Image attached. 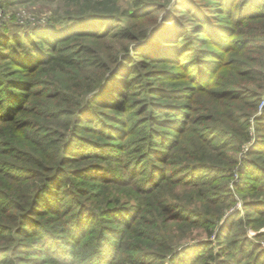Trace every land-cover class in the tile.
Here are the masks:
<instances>
[{
  "label": "trees",
  "instance_id": "1",
  "mask_svg": "<svg viewBox=\"0 0 264 264\" xmlns=\"http://www.w3.org/2000/svg\"><path fill=\"white\" fill-rule=\"evenodd\" d=\"M30 1L42 0H0V7ZM242 1L240 14L236 17L230 15L227 19H220L221 22L216 28L206 25L207 15L210 12L200 8L199 5L194 7L197 23L207 26L209 30L214 28L212 33L217 36L214 37V43L221 48L233 38L239 23L238 18H264V0ZM212 2L214 4L204 5L207 9L214 7L213 12L219 14L218 17L229 14L230 8L239 7L237 0H212ZM132 4L128 17L140 20L148 15V12L144 11L147 6H143L142 1L136 0ZM184 4L186 2L179 7L188 9V4L183 6ZM120 8H110L108 13L92 11V13H81L82 16L52 17L49 22L39 25L31 33L12 37L7 34L0 35V264H84L85 259L90 260V263L96 260V262L101 261V264H110L116 263L119 256L126 257V260L129 259L133 264H233L234 262V264H264L263 254L257 255V251H250L249 247H253L252 243L238 244L236 241H231V247L223 245L224 241L221 239L228 238L232 234L229 233L228 225L231 223L233 226L237 225L235 214L230 215L226 223L220 227L219 223L225 214L224 211L216 213L218 216L216 220L205 218L197 211L185 213L178 209L180 205L175 203L172 195L162 193L163 182L169 180L170 176H167L166 171L161 169L163 166L156 162L165 164L175 154L178 141L190 129L191 121L195 118L193 114L188 116L183 112L185 122L182 125L177 120H171L177 116L176 113L180 109L170 108L165 104L156 109L159 102L153 100H158L162 92L160 89H154L153 93L145 95L148 101L146 108H149L153 114L150 119L143 121L141 128L131 130L136 121L130 126L128 123L103 124L97 128L80 123L81 116L94 112L99 105L120 113L132 112L136 108L126 101L141 95L133 90L136 83L132 81L133 72H136L133 71L135 66L144 62L141 59L132 61L129 57H125L124 52H129L128 44H124L122 49L116 51L120 52L119 55H108L113 60V64L108 65L107 71L114 68L118 62L121 63L120 67L113 72L115 75L110 77L103 90L98 95H92L93 98L86 105V111L80 110L82 115L76 120L74 128L69 127V130L59 131L58 133L61 134L59 143H52L44 137L43 126L46 124L39 116L45 112L58 114L60 112L58 109H64L63 104L70 102L67 98L75 101L79 98L83 100V97L95 91L100 85L104 70L95 72L94 68H99L101 58L104 56H99L101 58L97 63H89L85 52L90 47H85V42L89 40L96 43L110 37L113 27L119 21L124 22L118 15ZM81 19L84 21L78 22ZM128 20L127 18L126 25L130 24ZM133 28L136 30L127 38L133 43L142 41L140 52L147 57H165L175 61L185 60L188 56L197 60V49H193L192 53L174 51L164 54L162 51L165 48L172 46L174 47L172 49H179L178 45L182 44L167 30L161 33L163 35L161 41L158 37L155 38L156 33L146 41L148 34L143 26L136 25ZM254 40L258 41V37L255 36ZM192 44L189 43V46ZM196 63L200 65V68L197 67L200 74L194 78H198V82L203 79L205 81L203 87H205L212 81L206 84V79L212 71L211 60L203 57ZM83 72H86L85 76L82 75ZM57 73L72 75L73 79L79 80L72 86L71 95L65 92L59 80L54 79ZM193 74L195 76V72ZM195 90L197 91V88L190 84L184 93L185 98L189 100ZM168 93L172 95L175 92ZM231 93V89L223 91L222 94L212 93L210 102L214 109L222 104V98H232ZM62 95L67 97L64 98ZM57 99L58 105L54 103ZM69 109L70 107L65 109L63 116L67 115ZM160 111L164 117L157 114ZM111 117L117 120L115 115ZM85 118L88 122L94 123L99 120L92 116ZM201 120L203 117L199 122ZM243 120L241 122H244ZM205 128L203 127L202 130ZM90 129L107 134L113 140L118 138L120 145L117 146V155L106 154L109 149L99 153L97 151L99 149L96 150L97 147H94L97 143L84 135L90 132ZM134 134V137H130ZM216 137L217 135H208L204 131L192 144L197 149L198 146L202 148L206 142L208 144L216 142ZM249 139L248 133L242 143ZM261 146L264 148L263 144ZM167 149L171 151L166 152ZM121 152L127 156V161L119 165L112 164L110 160H118ZM152 156L156 162L144 165L143 172L149 171L150 174L144 179L147 173H143L144 177H140L142 171L139 167L143 165L135 159L147 160ZM88 160H90L88 163L82 164ZM197 160L199 162L193 164L187 162L176 169L178 173L174 179L178 183L177 186L203 188L218 178L227 180L225 176L227 170L221 162ZM69 164L74 166L73 169H68ZM253 166L262 171L258 165ZM199 168H204L203 171L210 174L196 177L195 174L199 173L197 171L201 170H198ZM68 170H72L71 173ZM185 172H191L190 179L177 178ZM65 174L67 176L63 177ZM126 176L127 179L132 177L129 181L135 180L137 184L138 202L131 207L133 208L131 222L123 221L124 228L117 230L107 226L112 216H118L119 213L115 212H120L119 208L122 205L102 208L95 215L87 216L84 214L86 208L83 209L81 206L83 204L73 200L74 193H78L82 178L100 180L108 184L110 186L108 188L113 189V185L119 191V185H123ZM144 194L148 196L147 201ZM201 198L204 202L205 192L192 200L200 204ZM231 198V195H226L223 199L228 201ZM149 200H152L151 210L147 208ZM68 201L72 203L69 205ZM62 203L68 206L65 211ZM146 213L158 218L152 226L143 225L139 221ZM62 214H66L67 217L60 219ZM164 218L171 224L166 223ZM89 220L91 223L93 221L91 226H88ZM208 222L212 224L208 225ZM179 223L185 224L186 228L189 227L183 235L185 237L179 236L173 229ZM201 228L204 229L208 239L193 242L196 240L195 237H199L198 231ZM130 234H135L139 242L129 249L130 253L124 254L122 242L129 238ZM213 235L216 236L215 241L211 239ZM214 242L218 244V249L215 248ZM246 258H252L254 263H251V260L244 263Z\"/></svg>",
  "mask_w": 264,
  "mask_h": 264
},
{
  "label": "rangeland",
  "instance_id": "2",
  "mask_svg": "<svg viewBox=\"0 0 264 264\" xmlns=\"http://www.w3.org/2000/svg\"><path fill=\"white\" fill-rule=\"evenodd\" d=\"M133 1L136 0H42L21 4H7V6L0 7V35L7 34L10 37L31 33L37 29L39 25L45 24L46 21L49 22V19L52 17L67 18L74 15L82 16L85 12L92 13V11L96 13H108V9L110 8L121 7L118 15L122 17L121 21L124 22L119 21V23L113 27L110 37L96 43L95 41L89 40L85 42V47H90V49L85 52V57L89 63H97L99 58H101L99 56H104L101 58L99 68H94L95 72H102L104 70L100 85L95 91L83 97V100L76 98L77 100L75 101L71 98H67L68 101H70L68 102L69 104H63L62 107L64 109H58V111H60L58 114L53 115L49 112H45L39 116L46 124L43 126V133H45L44 137H46L47 141L59 143L61 134L58 132L69 130V127L71 129L74 128L76 120H79L78 117L82 115L80 110L86 111V105L88 101L93 98L92 95H98L106 86L110 77L115 75L113 72L120 67L121 63L118 62L114 68L107 71L108 65L113 64V60H111L108 55H119L120 52L116 51L122 49L124 44H128L129 52H124L126 55L125 57H129L132 61L141 59L144 62L136 65L133 70L136 71L133 72L134 77L132 82L136 83L133 90L141 93V95L132 98L130 101H126L131 104L132 107L135 105L136 108H134L132 112L120 113L112 108H105L99 105L94 109V112H88L84 116H81L80 123L88 126L92 125L97 128L101 127L103 124L121 125L128 123L130 126L131 123L136 121L137 123L131 130L141 128L143 121L150 119L153 114L149 108H146L148 101L145 95L147 93H153L154 89H160L162 95L159 96L158 100H153L159 102L156 109H159L162 104L168 105L170 108H179L180 111L176 113L177 116L171 118V120H177L180 125L185 122L183 112L188 116L193 114L195 118L191 121L190 129L183 138L178 141L175 154L165 164L156 162L153 156L147 160L142 158L135 159V161L143 165L139 167L142 171L140 177H144L143 173H147L144 179L150 176V174H148L149 171L143 172L144 165H150L152 162L162 165L163 167H161V169L166 171L167 176H170L169 180L167 179L163 182L164 188H162V193L172 195L175 203L180 205L178 209L189 214L193 211H197L200 215H204L205 218L214 220L218 218L216 213L224 211L225 214L219 223L220 227L226 223L230 215L235 214L236 216L234 219H236L237 225L233 226V223L228 225L229 233L232 234L228 238L221 239L224 241L223 245L231 247V241H236L238 244H243L244 242L252 243L253 247H249L251 248L250 251H257V255L259 253L264 255V148L261 146L262 144L264 145V18H238L239 23L236 26L233 38H231L225 47L221 48L214 43V37L217 36H214L212 32L214 28L217 27L218 23L221 22L220 19H227L230 15L236 17V15L240 14V5L243 3L242 0H237V5H239V7L230 8V13L224 14V18L221 16L218 17L217 15L219 14L216 15L215 11L213 12L214 7L207 9L206 5H204L214 4L212 0H140L143 6H147L144 11L148 12V15L142 17L140 20L136 18L133 20L128 17L133 7ZM183 2L188 4V9L179 7ZM186 4L183 6H186ZM195 5H199L201 6L200 8H204L205 11L210 12L207 15L208 23L206 25L213 26L214 28H211L212 30L207 29V26L205 27L197 23V16L193 12L194 10L196 11V8H194ZM204 17L206 18L205 14ZM127 18L129 19V23H132V27H130V24L126 25L125 22H127ZM81 21H84V19L78 22ZM136 25H138V27L142 25L144 30H146L148 34L146 41L151 39L155 33V38L158 37V40L161 41L163 36L161 33L166 30L172 37L180 40L182 44L178 45L180 46L179 49H172L174 47L169 46L164 49L165 51H162L164 54L174 51L192 53L193 49H197V60H195L194 57L188 56H186L187 58H185V60L175 61H171L169 58L165 57H147V55L140 52L142 41L133 43L127 38L136 30L133 28L136 27ZM121 27H124V29ZM255 36L258 37V41L254 40ZM191 42L193 44L189 46ZM166 49H169V51H166ZM203 57H206L209 61L211 60L212 63V71L206 79V84L210 80L212 81L205 87H203L205 85L203 79L198 82L199 79L194 78L200 74L198 70L200 65L196 62ZM123 60L124 59H122V61ZM194 72L195 76L193 74ZM82 75L85 76L86 72H83ZM55 78L62 83V88L70 95L73 93L72 86L79 82V80L73 79L72 75L68 74L63 75L57 73L54 76V79ZM117 81L119 82V80ZM190 84L197 88V91H193V94H191L188 100L185 98L184 93H186V89ZM142 87H145L147 90L145 88V90H143ZM229 89L232 91V98H222V104H219L214 109V106L210 102V97L213 95L212 93L222 94L223 91ZM169 91H174L175 93L170 95L168 93ZM194 92H196V94H194ZM62 96L64 98L67 97L66 95ZM149 101L152 102L151 100ZM54 103L58 105V99L54 100ZM69 107L70 109L68 111L66 110L67 115L63 116L65 109ZM157 114L164 117L162 111L157 112ZM86 115L88 118L92 116L94 118H99V120L95 123L93 121L88 122L86 120L87 118H85L87 117ZM113 115L117 117V120L111 117ZM202 117L203 120L199 122ZM242 119H244V122H241ZM203 127H206L205 130H202ZM247 127L248 129L246 130ZM89 131L90 132L84 135L97 143L96 145L94 144V147H97L96 150L99 149L97 150L99 153H104L106 149H109L107 150L108 152H105L106 154L111 156L117 155V146L120 145L118 143V138L113 140L107 134L98 133L93 129ZM204 131H206L208 135H217L215 138L216 142L213 144H208V142H206V144L202 145V148L198 146L197 149L192 143L194 141L196 142ZM248 133L250 139L242 143L244 137ZM134 136L135 134L130 137ZM256 148L259 150H253ZM169 151L171 150H166V152ZM204 152L206 153L204 154ZM197 159L221 162L227 170L225 174L227 180L218 178L207 186H203V188H193L189 185L182 187L177 186L178 183H176L174 179L178 173L176 169L187 162L190 164L197 163L199 162ZM89 161L90 160L82 162V164L88 163ZM123 161H127V156H124L123 152H121L118 160H110L114 165L122 164ZM253 165H258L262 171H259L257 167ZM67 167L68 169H73L72 167L74 166L69 164ZM204 168H199L198 170H201L197 171L199 173H196L195 176L198 177L207 175L208 173L210 174V172H204ZM68 171L71 173L70 171L72 170ZM16 173H18L17 170ZM190 173L191 172H185L178 175L177 178L190 179ZM66 176L67 174L63 177ZM130 179H132V177L127 179L126 176L125 182L122 183V186L119 185L120 190L118 191L117 187L115 188L112 185L113 189L108 188L110 186L104 184L100 180L82 178V180H80L78 193H74L73 198L75 199L73 200H77L83 204L81 206H83V209L84 207L86 208V213L84 212V214L87 216L95 215L100 211L99 209L102 208L122 205L119 208L120 212H115L119 213L118 216H112L107 226L114 227L117 230L124 228L125 224L123 221L127 223L131 222V215L133 213V208L131 207H134L138 202L137 184L135 180H132L134 183L129 181ZM104 191H108L109 193L106 194ZM204 192L206 195L204 202L202 201L203 198H201L200 204L192 200ZM226 195H231L232 198L225 201L223 198ZM144 197L147 201L148 196L144 194ZM55 201L58 203L60 202L58 200ZM71 203H69V205ZM225 207H228L227 210ZM67 208L68 206L64 205L63 211ZM147 208L148 210L152 209V200H149V206L147 205ZM77 210L78 208L75 212H77ZM65 217H67V215L62 214L60 219ZM87 220L86 218L85 221ZM157 220L158 218L156 216H151L149 213L144 214V216H141L139 219L143 225L150 226ZM164 220L166 223L171 224V222L167 221L165 218ZM88 224V226H91L93 221L91 223V220H89ZM211 224V222H208V225ZM173 229L176 234L183 236L184 233L189 230V227L186 228L185 224L179 223L178 226ZM97 230L100 231L99 229ZM198 233L199 237H195L196 240L193 242L197 243L202 239H208L203 228H201ZM211 239L215 241L216 236L213 235ZM117 241L119 243L120 239ZM138 242L135 234H130L129 238H126L124 242H122L123 253H130L129 249ZM214 243L215 248L218 249V244L216 242ZM249 260H251V263H254L252 258H246L244 263ZM84 264H101V261L96 262L95 260L90 263V260L85 259ZM110 264L133 263L129 262V259L126 260V257L119 256V260L116 263L112 262Z\"/></svg>",
  "mask_w": 264,
  "mask_h": 264
}]
</instances>
